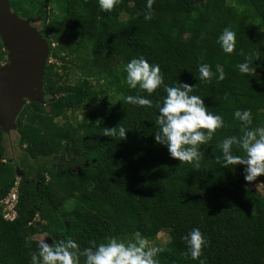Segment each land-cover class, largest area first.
Returning <instances> with one entry per match:
<instances>
[{"label": "trees", "instance_id": "trees-1", "mask_svg": "<svg viewBox=\"0 0 264 264\" xmlns=\"http://www.w3.org/2000/svg\"><path fill=\"white\" fill-rule=\"evenodd\" d=\"M60 1L61 16L44 28L54 59L43 74L48 101H29L20 111L22 154L15 162L4 158L0 128V199L17 177L16 166L23 173L16 218L0 215V264H32L33 253L39 260L40 241L32 238L38 233L47 234L49 246L71 238L82 251L90 242L136 232L154 240L165 229L170 239L155 246L164 249L155 257L159 264H199L183 255L181 237L194 227L208 241L206 264H264V194L245 180L246 165L225 164L218 147L225 137L264 124V0H153L150 20L144 19L146 0H120L110 12L98 0ZM225 27L236 34L231 53L217 43ZM69 56L80 69L73 84L57 69L67 75ZM139 56L159 64L165 84L192 85L190 94L223 117L224 126L200 145L199 168L155 142V103L166 93L163 86L149 94L125 83L124 65ZM246 57L255 72L236 67ZM200 63L213 73L222 68L224 79L201 80ZM126 95L146 96L153 105L127 103ZM237 108L251 109L250 125L233 117ZM68 110L81 111V118H68ZM59 115L66 116L61 123ZM114 127L117 134H104ZM231 150L245 155L236 144ZM255 180L264 189V174Z\"/></svg>", "mask_w": 264, "mask_h": 264}, {"label": "clouds", "instance_id": "clouds-1", "mask_svg": "<svg viewBox=\"0 0 264 264\" xmlns=\"http://www.w3.org/2000/svg\"><path fill=\"white\" fill-rule=\"evenodd\" d=\"M120 3V0H98L102 11H111ZM153 0H146L145 20L152 19ZM235 32L225 27L217 38V43L225 53H231L235 48ZM241 73L255 72L250 67L246 57L243 62L236 65ZM125 83L131 89L137 86L147 93H153L158 87L163 86L166 95L162 102L157 100L155 107L158 110L156 123L159 125L154 140L158 144L165 145L169 155L180 161L194 163L199 168L201 157L200 145L211 140L216 129L224 126V119L219 114L208 111L204 99L199 95L190 94L193 86L186 82H176L173 85L164 83L159 64L149 63L143 57H133L125 65ZM201 80H209L216 75L218 80L224 79V71L217 68L213 73L208 63L198 65ZM123 100L139 106L152 107L153 101L142 95H126ZM233 117L250 125L251 109H235ZM201 129H207V132ZM126 129L120 127L118 134L125 137ZM105 135L117 134L116 127L106 128ZM236 144L243 149L245 155H233L232 146ZM218 147L222 150V158L225 164H243L245 180L252 181L258 175L264 174V124L255 128H247L239 137L232 135L222 139ZM219 159V158H218ZM186 243V251L183 253L191 259H199V264H206V257H202V247H206L208 241L199 228H192L181 237ZM92 247L79 250L75 240L68 238L66 242L56 243L49 246L43 241L39 244L38 255L31 256L32 264H79V256H83V264H159L155 259L157 253L163 251L162 247L149 246L146 237L136 232L132 239L124 241L116 237L107 238V242H90Z\"/></svg>", "mask_w": 264, "mask_h": 264}, {"label": "water", "instance_id": "water-1", "mask_svg": "<svg viewBox=\"0 0 264 264\" xmlns=\"http://www.w3.org/2000/svg\"><path fill=\"white\" fill-rule=\"evenodd\" d=\"M0 21L1 36L12 54L10 65L0 67V128L7 132L16 128L15 120L27 102L44 103L48 46L29 20L8 11L0 15ZM16 170L21 176L19 167Z\"/></svg>", "mask_w": 264, "mask_h": 264}, {"label": "rangeland", "instance_id": "rangeland-1", "mask_svg": "<svg viewBox=\"0 0 264 264\" xmlns=\"http://www.w3.org/2000/svg\"><path fill=\"white\" fill-rule=\"evenodd\" d=\"M48 5H50V10H49V17H59L61 16V6H62V1L60 0H51V2H47ZM61 4V6H60ZM44 39L46 40L47 42V46H48V53H47V57L45 59V66L48 64V63H51L54 61V59L51 57V54H50V51H51V47L53 46L51 40L48 39V37H46L45 35H43ZM69 60H72V62H67V65H69L72 69L71 70H66L67 72V75H64V71L62 68H57L58 69V73L61 74V77H63V81H65V83H68V84H73L75 82V80L78 78L79 74H80V69L79 68H75L74 67V61L75 63L78 61L76 59H72L73 57L72 56H69L68 57ZM56 65H60L61 62L60 61H56L55 62ZM120 63V60L119 59H115L111 62V64L113 66H117L118 64ZM44 89V88H43ZM43 100H44V103H47V93L46 95L43 96ZM24 107V106H23ZM22 109V108H21ZM45 111L46 113H49V109H48V106L46 105L45 106ZM65 115L68 117V118H71L72 120L74 118L72 117H76V119H80L81 118V111H78V110H75V111H72V110H68ZM66 116H57L55 117V121L61 123L65 120V117ZM17 117V116H16ZM15 123H16V120H15ZM3 132V131H2ZM2 143H3V148H4V158L5 160H12L13 162L17 161L20 157V155L22 154V148H21V145L19 143V135H18V132H17V129H12V130H9L7 132H3V135H2ZM23 147V146H22ZM15 165V163H13ZM19 181H20V175H17ZM16 178V177H15ZM32 178V177H31ZM249 184L256 190L258 191L259 193L261 194H264V189L262 188V186L254 179L252 181H248ZM32 238L38 240V241H43L44 243H47L49 241V237L47 236V234L45 233H38V234H34L32 236ZM129 239H132V238H129V237H126L124 239V241H127ZM170 239V236H169V232L167 229L165 230H162L160 231L156 238L154 240H150L148 241L149 242V246H157V245H160V244H164L166 243L168 240Z\"/></svg>", "mask_w": 264, "mask_h": 264}, {"label": "flooded vegetation", "instance_id": "flooded-vegetation-1", "mask_svg": "<svg viewBox=\"0 0 264 264\" xmlns=\"http://www.w3.org/2000/svg\"><path fill=\"white\" fill-rule=\"evenodd\" d=\"M47 2L50 3L51 0H0V15L9 11V13L13 12L16 14L20 19L29 20L37 33L43 37L45 25L50 18V5ZM11 59L12 54L6 46L0 31V67L10 65ZM20 177L23 178V173Z\"/></svg>", "mask_w": 264, "mask_h": 264}, {"label": "built area", "instance_id": "built-area-1", "mask_svg": "<svg viewBox=\"0 0 264 264\" xmlns=\"http://www.w3.org/2000/svg\"><path fill=\"white\" fill-rule=\"evenodd\" d=\"M19 184L20 181L16 177L5 196L0 199V215L6 221H13L17 216L16 209L19 197Z\"/></svg>", "mask_w": 264, "mask_h": 264}]
</instances>
